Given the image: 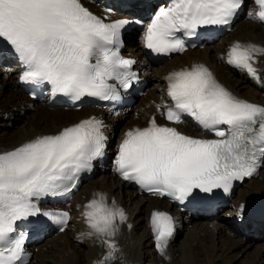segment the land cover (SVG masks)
Here are the masks:
<instances>
[{
  "label": "snow or ice",
  "instance_id": "obj_1",
  "mask_svg": "<svg viewBox=\"0 0 264 264\" xmlns=\"http://www.w3.org/2000/svg\"><path fill=\"white\" fill-rule=\"evenodd\" d=\"M254 19L264 23V0H252ZM245 0H166L147 25L144 46L157 54L186 51L184 36L204 27L229 25ZM128 20L106 22L81 0H0V41L23 66L25 83L50 86L51 93L73 101L84 97L116 101L132 87L136 63L120 55L121 30ZM264 46L234 42L226 63L262 83L256 65ZM171 105H157L171 125L193 118L210 138L186 135L153 116L146 127L125 132L114 161L121 178L145 191L183 203L194 190L230 192L234 181L253 177L264 167V105L242 99L203 63L170 72L166 77ZM106 125L95 117L39 135L0 152V264H29L18 222L43 214L67 227V211L43 212L38 201L76 188L80 174L103 156ZM242 210V208H241ZM88 226L83 236L105 252L97 264H113L121 251L118 237L128 224L125 210L97 192L84 205ZM151 227L156 248L165 254L176 232L174 218L154 211Z\"/></svg>",
  "mask_w": 264,
  "mask_h": 264
},
{
  "label": "bare ground",
  "instance_id": "obj_2",
  "mask_svg": "<svg viewBox=\"0 0 264 264\" xmlns=\"http://www.w3.org/2000/svg\"><path fill=\"white\" fill-rule=\"evenodd\" d=\"M81 2L100 16L107 14L112 20L123 16L130 17V14H119L116 8L113 11L107 10L113 5L111 0H81ZM247 2L248 12L242 17L243 20L240 18L223 40L203 50L189 51L160 67L152 65L145 56L143 36L146 29L142 28L131 33L124 47L125 54L138 60L137 69L140 70L141 76L151 82L155 88L140 98L134 109L124 108L115 112L91 109L71 111L65 108H53L49 101L43 104L33 102L20 87L22 67L15 63L10 70H5L6 63L0 64V81L4 83L3 85L12 88L8 98L6 96L5 99L0 98V120L7 119L6 116L10 117L15 112L27 118L19 132L9 135V140L6 136L0 137V152L12 150L39 135L56 134L64 127L80 122L91 113L106 120L105 123L108 125L106 132L111 138L107 146L109 158L104 161L103 166H98L95 172L98 178L86 182L66 208L71 213L68 230L59 235H48L46 241L32 247L34 256L30 264H97L105 249L93 239L83 236V233L88 231V226L82 215L84 205L97 192L106 193L110 200L115 199L125 210L128 216L127 223L131 224L130 229L127 225L121 227L118 237L121 251L113 264H146V262L170 264L175 256L180 260L174 264H235V259L241 254L243 257L250 256V249L255 253H253L254 261L250 264H264V243L258 242L260 238L264 239V231L256 235L250 234L249 230L252 228L247 214L250 201L264 194V167L256 180L244 184L236 192L231 205L222 214L210 220H194L187 218L169 203L144 198L132 191L126 183L116 177L113 162L115 157L111 156L117 152L118 144L127 129L139 125L147 126L153 116L160 122L165 121L157 110V105H171V100L167 96L165 77L172 71L185 66L190 67L194 62L208 65L217 80L236 96L264 105V57L260 58L256 65L262 83H257L244 70L226 63V53L236 41L264 46V23L253 18L256 6L252 0ZM147 9L150 11L152 6H144L143 10H138L137 13H146ZM0 126L4 127L5 124L0 123ZM176 127L187 135H199L193 118ZM195 193L204 192L194 190L193 194ZM158 210H171L176 215L177 222L176 233L163 255L156 248L150 226L151 215ZM186 232L199 239L198 247L191 242L178 244L179 234ZM226 232L229 236H226Z\"/></svg>",
  "mask_w": 264,
  "mask_h": 264
},
{
  "label": "rangeland",
  "instance_id": "obj_3",
  "mask_svg": "<svg viewBox=\"0 0 264 264\" xmlns=\"http://www.w3.org/2000/svg\"><path fill=\"white\" fill-rule=\"evenodd\" d=\"M248 12V7H247V4H246V8H245V11H244V14H243V17H244V15L246 14ZM241 20H243V18L241 19ZM128 40V39H127ZM126 44H127V41H126ZM13 65L14 64H6V66H5V70L7 69V70H10L11 69V67H13ZM161 65H163V64H161ZM160 65V66H161ZM160 66H156V67H160ZM4 83L2 82V81H0V98L1 99H5L4 98V96H6V98H8L7 96H8V94L11 92L10 91V89H12L11 87H7V86H5V85H3ZM155 88H154V85L151 83V82H149V84L146 86V88H145V93H147L149 90H154ZM135 105H136V103L135 104H133V106L132 107H130L129 109H134V107H135ZM130 113V112H129ZM16 115V116H15ZM12 119H11V118ZM6 116L5 118H7V119H4V120H0V123L1 124H5V126L3 127V126H0V137H2V136H6L7 138L9 137V135L11 136V135H13L14 133H17V132H19L20 130H21V128H22V126L26 123V120H27V118H26V116L24 117V116H22V115H20V114H17V112H15V113H13L11 116ZM11 120V121H10ZM122 123V122H121ZM122 125V124H121ZM8 140H9V138H8ZM95 179L96 178H98V175H95V177H94ZM222 214V213H221ZM220 215V214H219ZM206 222H210V221H206ZM211 228H212V226H211ZM210 228V229H211ZM186 234H187V232L186 233H182V234H179V238H178V244L180 243V242H185L186 244H188L187 242H191L192 243V245H195V247H198V243H199V239H195L194 237H192L191 235H188V236H186ZM226 236H229L228 235V233L226 232ZM209 239H210V237H209ZM257 240V239H256ZM45 241H46V239H45ZM258 242H262V243H264V239H261L260 238V240H258ZM261 243V244H262ZM177 247V246H176ZM201 252L203 253V251L201 250ZM249 253H250V256H246V257H243V254H241L240 255V257L238 256L237 258L238 259H235V264H250L252 261H254V257H253V255L255 254L254 253V251H253V249H250V251H249ZM254 253V254H253ZM252 255V256H251ZM177 258V256H175L174 257V260H172L171 262H170V264L172 263V264H174V263H176V262H179V258L178 259H176ZM240 258V259H239ZM245 258V259H244ZM237 260H240L239 262L237 261ZM245 260V263H243V261ZM146 264H147V262H146Z\"/></svg>",
  "mask_w": 264,
  "mask_h": 264
}]
</instances>
